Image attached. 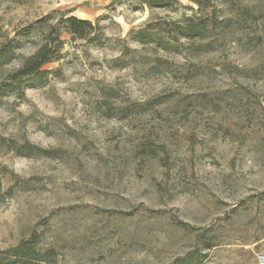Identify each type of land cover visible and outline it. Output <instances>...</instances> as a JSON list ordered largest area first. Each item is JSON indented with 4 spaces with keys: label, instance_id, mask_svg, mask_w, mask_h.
I'll use <instances>...</instances> for the list:
<instances>
[{
    "label": "rangeland",
    "instance_id": "1",
    "mask_svg": "<svg viewBox=\"0 0 264 264\" xmlns=\"http://www.w3.org/2000/svg\"><path fill=\"white\" fill-rule=\"evenodd\" d=\"M0 44V253L264 264V0H0Z\"/></svg>",
    "mask_w": 264,
    "mask_h": 264
},
{
    "label": "trees",
    "instance_id": "2",
    "mask_svg": "<svg viewBox=\"0 0 264 264\" xmlns=\"http://www.w3.org/2000/svg\"><path fill=\"white\" fill-rule=\"evenodd\" d=\"M200 6V0H188ZM62 24L66 33L72 39H84L94 28L87 21H82L76 17L62 16ZM49 17H43L35 21L36 25H43ZM26 31L30 28H26ZM54 37L41 42L34 53L24 58L20 66L12 72L10 80L20 82L24 78H41L45 72L42 67L59 60L62 49V41L59 39L58 31L53 28ZM4 46L0 44V53ZM0 264H58L56 254L52 250L40 251L36 249L35 243L22 241L17 247L0 253Z\"/></svg>",
    "mask_w": 264,
    "mask_h": 264
}]
</instances>
